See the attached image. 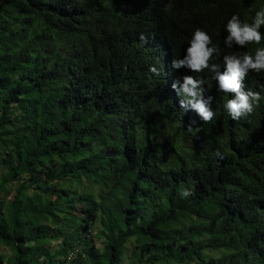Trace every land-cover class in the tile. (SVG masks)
I'll list each match as a JSON object with an SVG mask.
<instances>
[{
  "label": "trees",
  "instance_id": "1",
  "mask_svg": "<svg viewBox=\"0 0 264 264\" xmlns=\"http://www.w3.org/2000/svg\"><path fill=\"white\" fill-rule=\"evenodd\" d=\"M261 5L0 0V264H264V100L233 121L213 73L171 67L196 28L221 71L254 56L225 25ZM186 75L213 120L182 112Z\"/></svg>",
  "mask_w": 264,
  "mask_h": 264
},
{
  "label": "clouds",
  "instance_id": "2",
  "mask_svg": "<svg viewBox=\"0 0 264 264\" xmlns=\"http://www.w3.org/2000/svg\"><path fill=\"white\" fill-rule=\"evenodd\" d=\"M262 26H264V5H261L255 12L251 23L242 22L238 14H233L225 25L227 33L224 37L225 47L245 46L249 43L260 45L261 39L264 37V33L261 32ZM188 45L182 59L172 60V69L185 68L196 73L207 69L213 73L218 92L234 94L223 104V108L233 121H239L241 117L253 113L259 102L264 100V96H261L259 92L245 90L243 80L250 70L257 74L264 73V46L257 47L254 56L247 53L242 56L225 55L223 57L224 67L221 71L220 65L210 63L214 54L216 56L220 54V50L212 43L211 37L206 31L196 28ZM150 71L159 75V70L154 66L150 67ZM203 85L204 80L186 75L182 77V80H174L171 88L181 97L179 105L183 113L192 110L204 122H207L213 120L215 112L211 106L213 97L205 95Z\"/></svg>",
  "mask_w": 264,
  "mask_h": 264
},
{
  "label": "rangeland",
  "instance_id": "3",
  "mask_svg": "<svg viewBox=\"0 0 264 264\" xmlns=\"http://www.w3.org/2000/svg\"><path fill=\"white\" fill-rule=\"evenodd\" d=\"M0 251H1L2 253H6V252H5V249H4L3 247H1V246H0Z\"/></svg>",
  "mask_w": 264,
  "mask_h": 264
}]
</instances>
